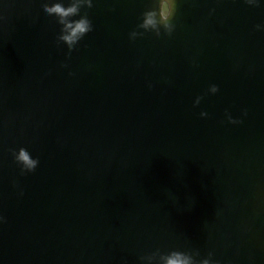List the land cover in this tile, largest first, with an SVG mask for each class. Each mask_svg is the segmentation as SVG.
I'll use <instances>...</instances> for the list:
<instances>
[{"label": "water", "instance_id": "water-1", "mask_svg": "<svg viewBox=\"0 0 264 264\" xmlns=\"http://www.w3.org/2000/svg\"><path fill=\"white\" fill-rule=\"evenodd\" d=\"M154 2L94 0L65 61L40 0H0V264H264V6L177 0L171 37L129 41Z\"/></svg>", "mask_w": 264, "mask_h": 264}, {"label": "clouds", "instance_id": "clouds-1", "mask_svg": "<svg viewBox=\"0 0 264 264\" xmlns=\"http://www.w3.org/2000/svg\"><path fill=\"white\" fill-rule=\"evenodd\" d=\"M177 0H155V2L147 7L139 17V22L128 33L129 41H135L138 38H143L145 34H151L159 39L161 35L171 37L176 29V24L173 22L172 9ZM243 3L249 7L257 8L264 6V0H243ZM40 11L44 16L52 17L58 32L55 36L57 46L63 45L66 48L65 61H67L74 50L79 49L81 41L91 32L94 31V25L89 18L87 9L94 7V0H40ZM85 10V11H82ZM214 9L209 10V15ZM255 31L264 32V21L253 25ZM61 68H67V63H61ZM69 76L74 75L72 72ZM151 89V83L148 84ZM219 91L216 84H210L204 95H215ZM204 97L197 95L193 100V107L200 105ZM247 116V110H241V117ZM200 118H207L208 113L201 110ZM224 117L228 124H240L242 119H234L230 112L225 109ZM10 154L13 163L19 169V175L25 176L33 173L40 161L38 157H33L32 154L23 146L15 149H10ZM13 187L17 184L13 181ZM23 195L21 191L19 193ZM5 218L0 215V224L4 223ZM139 264H219L213 259V253L209 251L206 256L201 257L198 250H169L161 252L159 249L138 256Z\"/></svg>", "mask_w": 264, "mask_h": 264}]
</instances>
